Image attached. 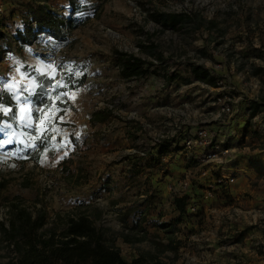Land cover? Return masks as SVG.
<instances>
[{
    "label": "rangeland",
    "instance_id": "rangeland-1",
    "mask_svg": "<svg viewBox=\"0 0 264 264\" xmlns=\"http://www.w3.org/2000/svg\"><path fill=\"white\" fill-rule=\"evenodd\" d=\"M37 1L63 10L62 37L22 39ZM16 10L1 23L12 69L0 61V264H16L2 233L14 196L48 227L87 214L127 261L149 251L167 264H264V175L248 165L264 159V0H19ZM168 12L189 18L172 28L158 18ZM117 52L146 60L145 73L124 78ZM208 78L233 86L231 114L213 117ZM99 107L113 115L92 127ZM202 120L230 148L222 163L183 144ZM92 130L94 146L75 145ZM145 206L144 232L133 224Z\"/></svg>",
    "mask_w": 264,
    "mask_h": 264
},
{
    "label": "trees",
    "instance_id": "trees-1",
    "mask_svg": "<svg viewBox=\"0 0 264 264\" xmlns=\"http://www.w3.org/2000/svg\"><path fill=\"white\" fill-rule=\"evenodd\" d=\"M26 9L24 32L21 33L23 40L28 39L31 34L36 36L42 32L55 38L62 37L64 18L52 10L46 2L31 3ZM158 18L164 25L175 28L178 24L185 22L189 15L168 12L161 13ZM2 39L3 32L0 22V40ZM4 53L5 49L0 43V61ZM114 61L119 66L120 74L127 79L139 77L146 71L144 67L146 60L132 53L117 52ZM198 75L205 77V73H198ZM206 81L216 84L211 78ZM2 103L11 107L10 111L14 110V103L10 97H2ZM112 115V111L107 107L96 108L91 112L89 124L94 127L98 123L105 122ZM4 118L5 116L0 111V121ZM78 137L74 138L75 145L94 146L99 140V131L84 132ZM248 165L259 177L264 175V159H252ZM174 204L180 212H183L185 196L176 197ZM148 212V206L139 212V216L134 220V228L145 232L141 224L146 221ZM8 215V225L5 226L2 223V233L5 240L13 244V249L17 254L16 264H167L149 251L140 252L130 261L125 260L119 247L107 243L101 230L83 212L68 216L62 228L48 227L45 226L44 213L32 214L23 204V199L14 196L8 203ZM122 237L125 242L141 239L128 234H123Z\"/></svg>",
    "mask_w": 264,
    "mask_h": 264
},
{
    "label": "built area",
    "instance_id": "built-area-1",
    "mask_svg": "<svg viewBox=\"0 0 264 264\" xmlns=\"http://www.w3.org/2000/svg\"><path fill=\"white\" fill-rule=\"evenodd\" d=\"M8 0H0V22L6 24V21L16 19L9 17V10L6 6ZM17 5V4H16ZM63 12L61 10L58 13ZM64 13V12H63ZM61 15V14H60ZM62 17V16H61ZM2 62L6 63L7 69L11 71L12 67L10 65V58L8 55H3L1 59ZM216 87L219 90L215 97V114L214 118H222L223 115H228L232 113V102L235 99L234 94H232L233 86H224L222 79L216 80ZM248 114V111L247 113ZM205 121V122H204ZM212 129L206 124V120H202L199 124L195 125L194 129L189 131L183 137V144L186 148H198L201 149L202 157L208 161H215L216 163H222L226 157H230V148L225 147L223 143L217 139H214ZM206 153V154H205ZM223 179H218V183L222 182ZM233 181V178H230ZM213 196V190L205 189L202 193V199H210ZM196 209L195 204H190V210L194 211Z\"/></svg>",
    "mask_w": 264,
    "mask_h": 264
},
{
    "label": "crops",
    "instance_id": "crops-1",
    "mask_svg": "<svg viewBox=\"0 0 264 264\" xmlns=\"http://www.w3.org/2000/svg\"><path fill=\"white\" fill-rule=\"evenodd\" d=\"M17 1H19V0H8V3L6 4V6H7V8L9 9V10H11L12 12H16L17 10H16V4H17ZM58 1V0H57ZM49 2L50 3H52V2H56V0H49ZM58 3V2H57ZM54 4V3H53ZM56 4V3H55ZM17 21V20H16ZM2 69H4V67H3V63H1L0 62V71L2 70ZM7 88H8V86L5 84V82L3 81V79L0 77V91H2V90H6V91H8L7 90ZM10 94H11V92H9ZM10 96V95H9ZM10 97H13V94L10 96ZM14 107H15V103H14ZM11 108V107H10Z\"/></svg>",
    "mask_w": 264,
    "mask_h": 264
}]
</instances>
